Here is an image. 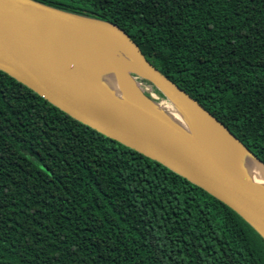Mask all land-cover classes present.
<instances>
[{"label": "trees", "instance_id": "16d2710c", "mask_svg": "<svg viewBox=\"0 0 264 264\" xmlns=\"http://www.w3.org/2000/svg\"><path fill=\"white\" fill-rule=\"evenodd\" d=\"M33 1L119 27L264 165V0ZM0 264H264V240L0 71Z\"/></svg>", "mask_w": 264, "mask_h": 264}, {"label": "water", "instance_id": "95a60500", "mask_svg": "<svg viewBox=\"0 0 264 264\" xmlns=\"http://www.w3.org/2000/svg\"><path fill=\"white\" fill-rule=\"evenodd\" d=\"M64 33L89 46L116 43L129 60L128 76L143 79L186 121V133L168 117L143 105L128 106L89 82L87 70L70 61L67 68L51 54ZM64 52V48L62 50ZM133 64V65H132ZM78 72L71 71V68ZM0 71L66 113L203 189L233 210L264 240V185L224 164L211 149L206 123L230 132L197 101L149 63L135 42L106 21L61 11L33 0H0ZM160 106V105H159Z\"/></svg>", "mask_w": 264, "mask_h": 264}, {"label": "bare ground", "instance_id": "6f19581e", "mask_svg": "<svg viewBox=\"0 0 264 264\" xmlns=\"http://www.w3.org/2000/svg\"><path fill=\"white\" fill-rule=\"evenodd\" d=\"M63 48L64 52H62ZM122 53L123 51L117 47L116 43L112 42L99 47L89 46L64 33L60 36V42L53 43L51 48V54L55 61L62 67L70 70L68 63L73 61L78 67H84L87 70L86 79L98 89L105 93H112L125 105H143L155 114L163 117L166 115L173 124L186 133H190L186 121L177 111H167L166 113L159 106L160 104H155L139 92L133 79L127 74L130 64L129 60L122 56ZM71 71L77 73L78 69L71 68ZM205 127L208 131L207 141L211 149L224 164L264 185V167L261 164L238 142L229 138L215 125L206 123Z\"/></svg>", "mask_w": 264, "mask_h": 264}, {"label": "rangeland", "instance_id": "374dc122", "mask_svg": "<svg viewBox=\"0 0 264 264\" xmlns=\"http://www.w3.org/2000/svg\"><path fill=\"white\" fill-rule=\"evenodd\" d=\"M135 82L137 85L139 84L138 88L143 94H145L147 97H149V99H151L152 101L157 102L155 99V98H157L156 91L150 86L149 83H147L143 79H140L137 77H135ZM159 104L166 113H167V111L176 112V110L174 109V107L170 103L164 102V103H159Z\"/></svg>", "mask_w": 264, "mask_h": 264}]
</instances>
